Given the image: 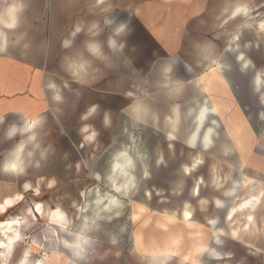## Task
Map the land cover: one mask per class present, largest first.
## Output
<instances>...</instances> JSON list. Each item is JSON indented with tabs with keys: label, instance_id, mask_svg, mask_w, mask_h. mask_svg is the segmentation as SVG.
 Segmentation results:
<instances>
[{
	"label": "rangeland",
	"instance_id": "374dc122",
	"mask_svg": "<svg viewBox=\"0 0 264 264\" xmlns=\"http://www.w3.org/2000/svg\"><path fill=\"white\" fill-rule=\"evenodd\" d=\"M225 1L227 14L228 8L232 4L235 6L236 11L230 19H237L228 20L218 36L215 32L209 33L206 41L217 40L218 47L213 50L216 67H224L228 79L236 78L235 91L241 110L236 107L242 113L240 134L237 130L234 133L233 127L222 129L217 118H208L202 129L211 126L215 130L210 146L203 148L199 142L195 147L190 144L191 149L178 146L176 150L173 143L167 147L163 134L123 114L122 107L115 104L111 109L103 105V97H99L97 105L102 107L100 115L110 111L109 123L103 116L97 119L59 118L54 111L45 125L38 124L32 132L11 134L3 127L0 133V201L6 204L9 196L21 195L13 207L7 206L0 212V221L17 219L19 223L15 228L21 238L10 251L0 248V264H18L26 250L29 251L27 264H38L40 260V264H152L149 254L159 248H177L161 264H264L260 256L239 247L226 236L234 223L242 228L246 226L249 211L227 215V220L220 224L222 231H219L224 234L222 241L218 242L220 232L211 230L206 239L207 247H194L192 255H186L191 243L185 239L189 234L180 221V218L190 221L194 217L188 204L199 208L201 203H209L208 198L216 197L217 190L224 195L232 178L252 177V183L243 181L236 188L237 192H226L221 199L226 211L230 207L237 208L248 193L257 190L255 177H264L263 170L261 173L252 166L264 163V0ZM204 73L210 74L211 79H221V71L216 68ZM136 99L137 96L132 95L126 104L131 105ZM203 104L212 105L207 100ZM229 123L232 124L233 119ZM250 126L254 129L252 132H259L251 143ZM85 130L92 133V143L85 140ZM33 133L36 140L30 142L29 136ZM234 140L241 146L237 150L239 158L233 150ZM16 144H24V151L19 153L23 162L17 170L12 168L11 173L2 163L13 154ZM35 144L40 147L35 148ZM16 151L18 153V149ZM157 152L163 160L162 164L154 165ZM121 159L126 160L124 168L129 173L130 188L125 193L114 194L110 185L118 188L115 181L120 184L124 176L120 170L113 169V164ZM195 160L198 162L193 165ZM110 177L115 178L114 184ZM195 177H198L196 181ZM215 177L218 178L216 182L213 181ZM194 187H197L195 192L192 191ZM111 194L119 200L118 204L111 202ZM36 203L45 211L42 217L34 218L31 212ZM182 204L190 208L187 219L180 216L183 207L178 211L180 214L176 212ZM55 207L67 216L69 230L59 231L58 236L52 237L46 214ZM172 210L174 212H170ZM78 230L90 240L81 254L74 256L73 250L62 240L72 243L76 237L69 232ZM214 232L217 244L210 242ZM0 238L5 240L1 232ZM54 252V262H50ZM218 254L227 257L218 261L210 259L211 255L218 257ZM40 256L43 258L39 259Z\"/></svg>",
	"mask_w": 264,
	"mask_h": 264
},
{
	"label": "crops",
	"instance_id": "0c3cea01",
	"mask_svg": "<svg viewBox=\"0 0 264 264\" xmlns=\"http://www.w3.org/2000/svg\"><path fill=\"white\" fill-rule=\"evenodd\" d=\"M226 3L225 0H0V133L3 127L9 133L16 129L17 134L32 122L36 126L45 125L54 111L59 118L103 116L109 123L112 114L106 110L100 115L102 107L97 105L99 97H103V105L111 109L115 104L122 107L123 114L163 134L167 147L173 143L176 150L178 146L192 148L189 138L195 129L196 111L205 100L217 108V116L209 118H217L222 129L233 127L234 133L237 130L240 134L242 113L235 91L236 78L228 79L224 67H216L213 55L217 40L206 41L209 33L218 36L228 20L237 19H230L236 10L231 3L227 14ZM215 68L221 71L220 80L204 73ZM132 95L137 99L131 105L126 104ZM123 114L121 117H125ZM250 130L251 143L259 132H252L251 126ZM84 133H87L85 140L92 143V133L86 130ZM234 141L237 157L241 146ZM21 145L16 144L2 166L16 160V150ZM162 160L157 152L154 165L162 164ZM167 164L172 165L168 161ZM252 166L261 173L264 171V163ZM121 174L124 176L119 180L121 183L115 181L118 189L110 185L114 194L130 188L129 181L125 183L129 173ZM249 178L252 183L253 178ZM255 178L257 190L252 193L256 200L249 210L251 222L246 223V228L234 223L240 232L236 236L231 230L226 236L264 260V177ZM113 180L110 177L112 184ZM114 194L109 197L118 204ZM217 194L199 208L187 203L194 215L192 220L177 217L189 234L185 239L190 241L191 248H187L186 255H192L194 247H207L211 230L222 231L220 224L227 220L228 211L217 201L226 195H220V190ZM20 195L9 196L6 204L1 200L0 212L7 206L13 207ZM182 207L183 204L176 212ZM31 212L36 218L45 211L36 203ZM210 218H214V225L209 223ZM46 219L51 232L56 233H51L52 237L69 230V220L58 207L48 210ZM223 235L220 232L218 242ZM214 238L215 232L210 242L217 244ZM54 254L50 262H54ZM226 257L218 254L210 259L218 261Z\"/></svg>",
	"mask_w": 264,
	"mask_h": 264
},
{
	"label": "bare ground",
	"instance_id": "6f19581e",
	"mask_svg": "<svg viewBox=\"0 0 264 264\" xmlns=\"http://www.w3.org/2000/svg\"><path fill=\"white\" fill-rule=\"evenodd\" d=\"M241 4V3H240ZM250 27V26H249ZM247 28V27H246ZM256 44V43H255ZM245 64V63H244ZM258 86V85H257ZM264 96V95H263ZM217 113V109L215 107V105H203L201 106L197 111H196V123H195V129L194 132L191 134L189 141L191 146L195 147L197 144H199V142L201 144H203V148H207L210 146L211 142L213 141L214 138V134L215 130L210 126L207 127L206 129H202V125L203 123L211 116V115H216ZM171 136V135H170ZM128 161V160H127ZM198 161L195 160L193 162V165L196 164ZM126 163V160L124 161H116L113 164V169L114 170H120L121 172H126V169L124 168V165ZM192 165V166H193ZM16 170V169H15ZM218 178H213V181L216 182ZM250 178L249 177H245L244 179H240L238 178H232L230 181V185L228 190H224V194L227 195L226 192L231 193L233 190L234 192H237L236 187L240 186V184L245 181V182H249L250 183ZM114 182V180H113ZM128 182V177L125 180V183L127 184ZM116 188V185H115ZM118 189V188H116ZM197 190V187L193 188V192H195ZM249 190V189H248ZM233 194V193H232ZM236 193H234L235 195ZM249 195L246 196L242 202H240V204L236 207H230V209L227 212V215H232L235 212H241L243 213L244 211L248 212L250 210V208L253 207V203L256 200V197L252 195V193H248ZM233 195V196H234ZM113 197V196H112ZM115 199V198H112ZM218 204H220L221 206L222 204V200L221 201H217ZM219 206V205H218ZM55 212V211H54ZM178 214H180L178 212ZM63 215V214H62ZM183 216L185 219H187L188 217H190V208L185 205L182 210H181V214L180 216ZM172 217H176L175 215H171ZM178 216V215H177ZM248 217V222L250 221V219H252L251 215H247ZM56 219V218H55ZM49 221V220H48ZM251 222V221H250ZM18 221L17 219H13V220H6V221H0V232L3 234V236L5 237V240L0 238V248L5 247L6 250L10 251L11 248L13 247V245L21 238V234L20 232H18L15 228L16 225H18ZM213 223H215L214 218H212L210 220V224L213 225ZM215 231L217 233H219V229L214 228ZM232 232L234 235H238V227H233L232 228ZM53 235H55L56 233H54L52 231ZM71 235L76 237V240H74L72 243H69L65 240L63 241V244L67 245V247L70 248V250H73V254L75 255H80L83 247L86 246V242L88 241L87 238L85 236H82L81 233L77 232V233H71ZM174 241L176 240L175 238L173 239ZM177 249V248H176ZM175 248H159L156 250H152L153 254H149V257L151 258V262L152 264H161L163 261H165V259H169V257L172 255V253H175L177 250ZM201 249V248H200ZM162 253V254H161ZM168 256V257H167ZM43 257H39V259H41ZM149 258V259H150ZM29 260V251L26 250L23 252L22 256L20 257V261L18 262V264H27ZM45 260V259H44ZM41 261V260H40ZM40 261L38 262V264H40ZM2 264H6V263H2Z\"/></svg>",
	"mask_w": 264,
	"mask_h": 264
},
{
	"label": "clouds",
	"instance_id": "9594fccd",
	"mask_svg": "<svg viewBox=\"0 0 264 264\" xmlns=\"http://www.w3.org/2000/svg\"><path fill=\"white\" fill-rule=\"evenodd\" d=\"M56 99L59 100L60 97L57 95ZM35 127H36V122H32V123L27 124L26 127L21 129L20 131L21 132H32L33 128H35ZM15 131H16V129H13V132L11 134H14ZM35 140H36V135H35V133H33L31 136H29V141L31 142V141H35ZM34 147L35 148H39L40 145L39 144H35ZM23 151H24V145L22 144L20 146V148L18 149L16 160L11 165H7L6 169L9 168V167L15 169L19 164H21L23 162L21 160V158H20V155H19V153H22ZM28 155L31 156L32 153L29 152ZM41 155H43V153H41Z\"/></svg>",
	"mask_w": 264,
	"mask_h": 264
}]
</instances>
